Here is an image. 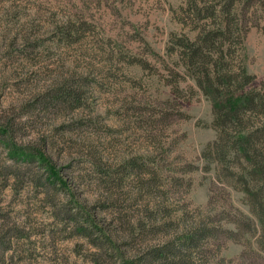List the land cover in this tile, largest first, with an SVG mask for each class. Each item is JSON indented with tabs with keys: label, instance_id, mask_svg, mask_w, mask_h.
<instances>
[{
	"label": "rangeland",
	"instance_id": "obj_1",
	"mask_svg": "<svg viewBox=\"0 0 264 264\" xmlns=\"http://www.w3.org/2000/svg\"><path fill=\"white\" fill-rule=\"evenodd\" d=\"M257 164L264 0H0V264H264Z\"/></svg>",
	"mask_w": 264,
	"mask_h": 264
},
{
	"label": "trees",
	"instance_id": "obj_2",
	"mask_svg": "<svg viewBox=\"0 0 264 264\" xmlns=\"http://www.w3.org/2000/svg\"><path fill=\"white\" fill-rule=\"evenodd\" d=\"M244 74L248 78H250L251 76L247 73L246 69L244 70ZM232 78L233 77L231 75L230 76L225 75V79H222V82L226 83V85H230ZM201 81L203 82L202 84L204 85V88H208L211 90L212 89L215 90V88L218 89L221 86L219 84L216 85V83H213V80L209 77L206 79H202ZM255 100H256L255 96L250 94L249 92H243L240 94L231 93L223 97H220L216 94L214 101H213V108H214L218 123L220 124V126L224 127L222 132L223 131L225 132L226 130H228L227 128L231 130L233 128L239 127L242 121L241 119L242 113L245 112L246 109H249V107L252 105V103L255 102ZM236 132L238 134L236 137V143H237L236 147L249 160L250 156L252 155V150L249 147L250 142H251V139L249 138L251 136L248 133H244L243 129H239ZM250 161L253 162V160L251 159ZM43 162L49 172V177L51 178L52 182L53 183L61 182L63 184L64 183L63 179L60 176L55 163H53L52 160L50 159H45ZM257 166H259L260 168L263 167L262 170H264V165L257 164ZM244 190L248 194H250V196L257 199L258 196H261L260 194H261L262 188L260 187L256 189L255 191L254 189L246 186ZM191 238L193 237H190L188 241L191 240Z\"/></svg>",
	"mask_w": 264,
	"mask_h": 264
}]
</instances>
